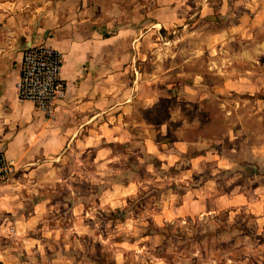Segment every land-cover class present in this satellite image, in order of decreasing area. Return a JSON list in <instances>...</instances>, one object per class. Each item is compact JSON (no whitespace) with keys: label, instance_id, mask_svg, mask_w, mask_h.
<instances>
[{"label":"rangeland","instance_id":"1","mask_svg":"<svg viewBox=\"0 0 264 264\" xmlns=\"http://www.w3.org/2000/svg\"><path fill=\"white\" fill-rule=\"evenodd\" d=\"M98 4L112 34L133 19L141 29L155 0ZM183 7L187 21L161 30L137 61L127 134L109 136L107 156L95 153L104 142L77 146L39 173L38 195L48 196V222L58 226L32 234L46 241V254L27 255L21 233L18 240L2 235L0 250L34 264H264V0H188ZM149 139L167 150L184 141L189 149L161 167L144 151ZM201 150L219 159L187 184L189 160ZM214 162L231 164L216 176L228 192L239 185L250 204L184 215L182 195L214 172Z\"/></svg>","mask_w":264,"mask_h":264},{"label":"crops","instance_id":"2","mask_svg":"<svg viewBox=\"0 0 264 264\" xmlns=\"http://www.w3.org/2000/svg\"><path fill=\"white\" fill-rule=\"evenodd\" d=\"M98 1L0 0V152L15 167L13 177L0 185V237L5 234L18 240L21 233L27 255L36 252L44 256L49 248L44 239L32 234L45 236L58 229L48 222V196L38 195L43 179L39 173L54 167L56 162H64L65 153L73 147L91 148L86 146L104 142L94 147L95 153L103 151L108 155L109 136L120 141L119 137L129 130L130 119L133 121L134 73H138L137 61L146 57L151 48L146 45L155 46L161 30L168 31L191 16L183 13V4L188 0H155L149 20L141 29L134 26L133 19L110 34L109 14H98ZM227 5L222 2L219 10H226ZM206 6L202 4V11L207 10ZM28 42L49 44L63 56L61 75L67 93L53 119H47L32 102L20 101L17 95L20 63ZM188 149L184 141L175 142L167 150L150 139L145 140L144 147L145 153L156 157L161 167L176 165ZM216 159L217 155L203 150L191 157L184 177L186 183L194 182L192 178ZM214 165V172L182 195L177 209L184 215L250 204L251 197L239 185L237 190L228 192L216 176L220 170L232 168L231 164ZM83 206L77 203L78 208ZM0 264L34 263L0 250Z\"/></svg>","mask_w":264,"mask_h":264},{"label":"built area","instance_id":"3","mask_svg":"<svg viewBox=\"0 0 264 264\" xmlns=\"http://www.w3.org/2000/svg\"><path fill=\"white\" fill-rule=\"evenodd\" d=\"M63 56L46 43L30 44L23 50L20 77L16 85L20 101L32 102L47 119H53L59 102L65 99L67 85L61 72ZM15 172L13 161L0 152V185Z\"/></svg>","mask_w":264,"mask_h":264},{"label":"water","instance_id":"4","mask_svg":"<svg viewBox=\"0 0 264 264\" xmlns=\"http://www.w3.org/2000/svg\"><path fill=\"white\" fill-rule=\"evenodd\" d=\"M29 46H30V43L28 42V43L26 44V46L24 47V49L28 48Z\"/></svg>","mask_w":264,"mask_h":264}]
</instances>
